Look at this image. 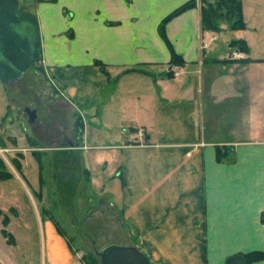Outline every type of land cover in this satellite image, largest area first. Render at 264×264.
I'll return each mask as SVG.
<instances>
[{
  "label": "crops",
  "instance_id": "crops-1",
  "mask_svg": "<svg viewBox=\"0 0 264 264\" xmlns=\"http://www.w3.org/2000/svg\"><path fill=\"white\" fill-rule=\"evenodd\" d=\"M38 1L43 70L84 126L61 148H104L83 157L112 169L104 198L122 246L152 264L264 254V0H239L245 28L219 31L202 28V0ZM191 1L164 39L161 23ZM101 132L106 143H86Z\"/></svg>",
  "mask_w": 264,
  "mask_h": 264
},
{
  "label": "rangeland",
  "instance_id": "rangeland-1",
  "mask_svg": "<svg viewBox=\"0 0 264 264\" xmlns=\"http://www.w3.org/2000/svg\"><path fill=\"white\" fill-rule=\"evenodd\" d=\"M19 2L28 11L39 3ZM222 14L219 28L231 29L234 19L226 10ZM226 40L220 41L224 47ZM59 96L43 70L40 48L37 62L21 81L0 83V145L17 152L10 154L2 171L11 179L0 180L1 264H101L98 254L105 247L131 242L104 198L105 186H112L107 178L112 169L103 173V164L83 157L103 154L104 148L73 154L61 148L74 132L77 143L81 140L78 117ZM27 107L37 111L33 124L28 123ZM86 126L89 138L92 132L95 137V123L87 120ZM96 137L98 142L86 143L107 142L104 132Z\"/></svg>",
  "mask_w": 264,
  "mask_h": 264
},
{
  "label": "water",
  "instance_id": "water-1",
  "mask_svg": "<svg viewBox=\"0 0 264 264\" xmlns=\"http://www.w3.org/2000/svg\"><path fill=\"white\" fill-rule=\"evenodd\" d=\"M41 43L40 23L31 11L20 7L19 0H0V83L21 81L33 68ZM28 123L37 119V111L26 108ZM101 264H152L135 246L109 245L99 254ZM227 264H245L242 257Z\"/></svg>",
  "mask_w": 264,
  "mask_h": 264
},
{
  "label": "trees",
  "instance_id": "trees-1",
  "mask_svg": "<svg viewBox=\"0 0 264 264\" xmlns=\"http://www.w3.org/2000/svg\"><path fill=\"white\" fill-rule=\"evenodd\" d=\"M214 3H211L209 0H202L203 6H202V28L205 30H210V31H219V22L223 20V10H226L227 15L232 17L234 19V23L231 25L232 30H242L245 28V24L243 21V14H242V5L239 0H214ZM195 2L191 1L189 3H186L185 5L181 6L177 10H175L172 14H170L160 25L159 31L161 36L165 39L166 34H165V27L166 25L176 16L182 14L186 10L194 7ZM228 20V19H226ZM232 48L237 49L240 52L246 51V45L245 42L238 40V41H233L230 45ZM38 60V56H37ZM36 60V62H37ZM172 63L173 64H182L181 58L173 53L172 55ZM97 64L102 67L104 70V67L102 64L97 62ZM77 124V123H76ZM77 127L79 128V132L81 133L83 130V123L79 121V124H77ZM2 145V143H1ZM218 157L221 159V152L220 150H217ZM4 162L0 159V180H7L11 179L10 175H4L2 173L4 169ZM17 169L18 171H21V166L17 163ZM6 176V178L4 177ZM8 220V218H5L4 220ZM4 236L8 237L9 242L14 243V238L11 236L10 233L7 231H4ZM264 259V254L260 252H255L248 254L246 256L247 264L250 262H255V261H260Z\"/></svg>",
  "mask_w": 264,
  "mask_h": 264
},
{
  "label": "built area",
  "instance_id": "built-area-1",
  "mask_svg": "<svg viewBox=\"0 0 264 264\" xmlns=\"http://www.w3.org/2000/svg\"><path fill=\"white\" fill-rule=\"evenodd\" d=\"M203 47H207V45H204ZM230 58L234 59V60H242V59H244V54L241 52H233L232 51ZM176 74H178V72H176ZM143 136H144L143 132H140V137L143 138ZM14 153H17L16 150L8 149V148H5L4 146L0 145V159L5 164H9V156H10V154L13 155Z\"/></svg>",
  "mask_w": 264,
  "mask_h": 264
}]
</instances>
